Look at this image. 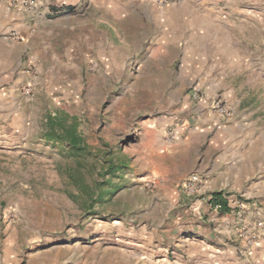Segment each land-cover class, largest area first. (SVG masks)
<instances>
[{
    "label": "rangeland",
    "instance_id": "374dc122",
    "mask_svg": "<svg viewBox=\"0 0 264 264\" xmlns=\"http://www.w3.org/2000/svg\"><path fill=\"white\" fill-rule=\"evenodd\" d=\"M246 9L264 4L74 0L33 6L26 36L0 33L15 71L0 84V264H264V178L252 175L256 163L264 172V142L248 179L228 184L227 212L187 186L200 164L217 169V128L195 134L233 80L213 70L222 85L206 99L209 79L185 54L206 53L210 71L226 41L216 27L237 30ZM57 113L76 120L81 150L47 137Z\"/></svg>",
    "mask_w": 264,
    "mask_h": 264
},
{
    "label": "crops",
    "instance_id": "0c3cea01",
    "mask_svg": "<svg viewBox=\"0 0 264 264\" xmlns=\"http://www.w3.org/2000/svg\"><path fill=\"white\" fill-rule=\"evenodd\" d=\"M33 1L35 7L43 5L69 7L73 5L74 0ZM216 1L221 3V7L235 5L239 1L247 6L252 3L258 4V6L264 4V0ZM8 3V0H0V33L5 29L9 34L15 30L14 28H17V33L20 36H26L28 29L26 12L28 10L33 11L32 7L24 9L19 3H16L19 12L16 17L10 18L9 14L12 10ZM251 12L246 9L241 15L236 16L237 23L240 24L237 30H234L236 27L235 20L227 19L224 23L218 24L216 34L222 36L226 41H223L222 44L219 43L215 59L211 60L210 71L203 70L201 69L202 66H199L200 63L203 64L206 61V53L196 47L185 54L188 57L186 59V63L189 65L186 66L189 67L187 70H193L200 82L203 79H209L208 82L206 80L201 82V88L206 99L210 98L209 92L213 89L216 92L220 90L216 85H222V82H215L216 76L212 75L213 70L214 73L215 71H226L229 78L233 80L222 90L223 93L221 94L224 102L232 110L233 118L221 122L214 115L201 116L200 129L195 134L196 138H201L210 128L216 127L218 130V142H216L218 148L217 169L215 165L208 167L200 164L195 167L197 197L210 199L213 193H221L223 196L229 190V183L243 182L248 179L250 174H248L247 169L249 166L251 168L253 166L250 160L256 157L254 154L251 155V149L255 147L259 150L258 144L264 142V13L262 14L261 9L256 14ZM13 13H15L14 10ZM16 25L18 26L16 27ZM1 55L3 56L1 57ZM11 63L10 49L0 46V84L1 82H12L15 71L12 73V70H9L12 66ZM214 85L215 87H213ZM248 160L249 164L244 163ZM255 167L256 173L253 171L252 175H256L260 179L261 177L264 178V172L258 171L261 166L256 163ZM190 202L192 203L191 200ZM203 204L199 200L196 201L192 204V210L199 211ZM204 205L206 206V204Z\"/></svg>",
    "mask_w": 264,
    "mask_h": 264
},
{
    "label": "trees",
    "instance_id": "16d2710c",
    "mask_svg": "<svg viewBox=\"0 0 264 264\" xmlns=\"http://www.w3.org/2000/svg\"><path fill=\"white\" fill-rule=\"evenodd\" d=\"M70 124H66L68 120L67 116L63 113H57L54 116L48 118L46 126V135L49 139H55L58 142H65L70 148L81 150V139L77 133V123L73 118ZM113 167H109L111 171ZM211 204L222 205L224 212L228 211L227 202L223 199L221 193H213L210 199Z\"/></svg>",
    "mask_w": 264,
    "mask_h": 264
},
{
    "label": "built area",
    "instance_id": "2783aa9c",
    "mask_svg": "<svg viewBox=\"0 0 264 264\" xmlns=\"http://www.w3.org/2000/svg\"><path fill=\"white\" fill-rule=\"evenodd\" d=\"M12 2L14 3H19L20 6L24 9H30L31 7L34 6V1L33 0H12ZM26 95L29 93V90H25L24 92ZM199 95H200V90L199 88L194 85L191 89H190V96L192 100H197L199 99ZM209 112H211L212 114H215L218 118L222 119V120H228L229 118L232 117L233 113L232 110L229 108V106H227V104L224 102V100L220 97H216L210 104H209ZM175 140V136L168 132L165 135V143L167 145L172 144V142ZM197 182V176L195 175H191L188 179H187V186L188 189H190L195 183ZM211 208L214 211H219L220 209H222V205L220 204H212Z\"/></svg>",
    "mask_w": 264,
    "mask_h": 264
}]
</instances>
